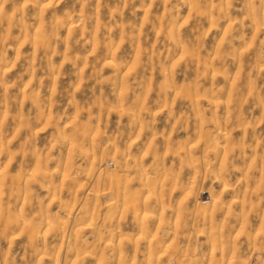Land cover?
<instances>
[{
  "label": "clouds",
  "instance_id": "clouds-1",
  "mask_svg": "<svg viewBox=\"0 0 264 264\" xmlns=\"http://www.w3.org/2000/svg\"><path fill=\"white\" fill-rule=\"evenodd\" d=\"M0 264H264V0H0Z\"/></svg>",
  "mask_w": 264,
  "mask_h": 264
}]
</instances>
